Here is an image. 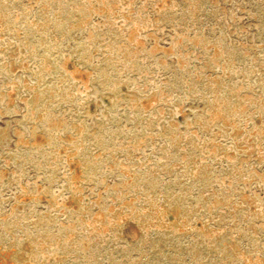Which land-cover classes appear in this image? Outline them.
<instances>
[{
    "label": "rangeland",
    "instance_id": "1",
    "mask_svg": "<svg viewBox=\"0 0 264 264\" xmlns=\"http://www.w3.org/2000/svg\"><path fill=\"white\" fill-rule=\"evenodd\" d=\"M0 264H264V0H0Z\"/></svg>",
    "mask_w": 264,
    "mask_h": 264
}]
</instances>
